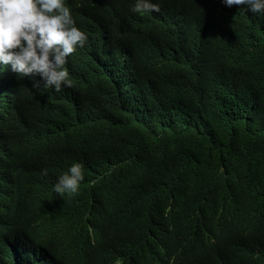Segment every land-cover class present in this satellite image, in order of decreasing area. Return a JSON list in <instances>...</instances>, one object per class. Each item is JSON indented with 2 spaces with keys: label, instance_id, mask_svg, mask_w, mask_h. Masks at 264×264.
<instances>
[{
  "label": "trees",
  "instance_id": "16d2710c",
  "mask_svg": "<svg viewBox=\"0 0 264 264\" xmlns=\"http://www.w3.org/2000/svg\"><path fill=\"white\" fill-rule=\"evenodd\" d=\"M134 1L65 0L70 90L0 65V264H264V17Z\"/></svg>",
  "mask_w": 264,
  "mask_h": 264
},
{
  "label": "clouds",
  "instance_id": "9594fccd",
  "mask_svg": "<svg viewBox=\"0 0 264 264\" xmlns=\"http://www.w3.org/2000/svg\"><path fill=\"white\" fill-rule=\"evenodd\" d=\"M207 17L210 7L217 6L220 21L223 10L250 12L264 17V0H203ZM155 2V1H154ZM153 0H135L131 11L145 15L159 11V3ZM207 19V18H206ZM228 23V22H225ZM187 24L191 36L198 34L191 5L183 0L172 9V22L163 16L158 26L181 34ZM87 42L86 34L76 25L65 0H0V65L9 66L19 76H39L32 87L52 88L59 92L70 90L75 81L71 75L68 60ZM47 176V169L41 170ZM84 179L83 166L73 162L61 173L52 185L57 194H72L78 190Z\"/></svg>",
  "mask_w": 264,
  "mask_h": 264
}]
</instances>
